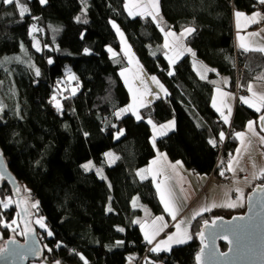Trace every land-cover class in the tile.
<instances>
[{"label": "trees", "instance_id": "trees-1", "mask_svg": "<svg viewBox=\"0 0 264 264\" xmlns=\"http://www.w3.org/2000/svg\"><path fill=\"white\" fill-rule=\"evenodd\" d=\"M21 3L29 8L24 17L16 5L0 0V148L8 169L20 183V197L23 199L27 190L37 196L36 211L48 227L37 229L42 242L51 248H45L41 259L49 251L53 260L64 264H197L201 242L196 233L201 232L205 220L209 223L217 218L213 214L199 218L193 224L190 242L161 255L150 252L140 226L133 223L142 214L141 209L132 207L133 199L139 196L154 214H164L165 210L155 184L141 181L137 171L157 156L151 141L153 123L172 120L175 130L158 140L160 151L202 175L224 171L225 165L217 159L226 139L219 141V132L226 133L228 128L212 106L215 79L229 76L233 89L239 76L245 89L248 80L258 74V53L236 48L234 13H253L259 0H160L159 11L167 29H195L187 42L198 59L215 70L208 79L196 73L192 56L170 65L162 50L164 26L150 15H129L126 0ZM78 16L88 23L78 22ZM113 21L128 35L142 66L160 78L169 92L143 107L140 120L131 113L119 118L115 115L131 99L121 77L128 60L121 52ZM34 23L44 33L43 42L53 44V50L40 56L31 47ZM110 47L118 52L117 57H111ZM19 53L25 55L26 62H6L7 55ZM34 62L39 65V76ZM68 68L80 82L74 91L64 80ZM262 114L264 111L257 114L238 104L235 133L245 129L251 119L259 126ZM118 130H123L119 139ZM229 136L224 151L233 155L238 139L234 133ZM211 138H216L217 146L208 143ZM109 151L120 156L115 164L107 161L105 153ZM88 161L102 166L107 179L93 170L86 171L82 165ZM5 192L11 204L4 208L0 203V225L4 218L11 221L17 214L21 217L15 190L4 180L0 197ZM245 211L246 207L221 216L230 219ZM6 237V241L10 239ZM121 240L124 243L117 245ZM220 246L228 248L223 242Z\"/></svg>", "mask_w": 264, "mask_h": 264}, {"label": "crops", "instance_id": "crops-1", "mask_svg": "<svg viewBox=\"0 0 264 264\" xmlns=\"http://www.w3.org/2000/svg\"><path fill=\"white\" fill-rule=\"evenodd\" d=\"M158 1L160 6V0ZM239 12L244 13V15L240 17H236L234 15V41L236 42V48L244 52V50L240 47L241 44H244L246 47L252 49L264 47V19L261 18L264 17V12L258 9L253 11L260 13V16L256 17V23L251 22L252 13H247L245 11ZM149 14L152 17L155 16L152 13H147L146 15ZM146 15L143 16L146 17ZM155 21L164 25L162 22H160L158 17H156ZM163 33H165V39L163 42L164 45L162 50L170 65L174 66L180 61V59L185 56H192L196 73L200 77L203 76V79H208L210 77V73L213 72V70L202 60L200 61L194 50L188 45L187 39L193 32L191 34L185 33V30L175 32L171 28L167 31L164 30ZM181 33L185 34L181 35ZM241 37L242 39H240ZM187 49H191L192 52L195 53V56L192 55V52H188ZM247 52L258 53V55H256V60L261 61V65L256 68L258 74L255 78L248 80L247 83H251L253 85V92H264V79H261V77L264 76V53H261L259 51ZM137 65L140 66V69L136 70L141 77L139 84L141 87L147 86L148 88L146 90H148L150 94L145 99L140 100L137 105L134 106V108H131L129 112L124 113L125 116L129 115V113H135V116H141V110L143 108L141 107V104L148 106L154 101L160 99V97L165 98L169 93L167 87L164 86V83H162V81H160L157 76L149 74L146 71L145 67L142 66V64ZM127 67L129 68V65H127ZM152 77H155L156 80L153 81ZM231 83L232 81L229 76L218 75V77L215 79L216 87L214 89V98L212 100V106H214L223 123V116H228L229 123H224L225 127L228 128L226 131V136L228 130L231 129L232 120H234L235 118L234 115L236 113L238 104H242L245 107L252 109L257 114L264 111V101H261L258 95H253V92L248 93L249 95L246 97L248 100L247 103H244L238 99L237 101V97L236 95H234V90L231 89ZM131 103L132 99L128 106ZM257 108H259L260 111H257ZM222 113L223 116L221 115ZM249 121L253 122L251 125L252 131H249ZM249 121L247 122L245 129L237 131L243 132L245 133V135L242 137L235 136V138L238 139L237 149H240V152L237 153L236 149L235 153L231 157L234 171H228L227 168H225L223 176L220 175L221 171L210 175H202L197 171L195 172L187 168L182 161L181 165H177L175 168H173L172 165H175L176 161H172L165 151L162 152L159 150L158 140L175 130V121L174 125L167 129H160L158 124L153 123L157 125V127L154 129L152 125L153 134L151 141L155 136V149L157 152V156L153 158L148 165L143 166L141 169H139L137 171V174L141 181L152 180V182L156 186V190L157 184H161L162 188L165 186V184L169 188H171L175 193L173 202L178 208H180V211L177 213V219L172 220L171 214L169 212H165L164 214H154L150 206H147L144 202L141 201V199V204L137 202V197L133 199L132 207L141 209L143 212L140 218H137V220L140 221V224L144 225V230L142 231L143 238L145 237V233L151 236L156 230L163 228V230L159 231V234L155 236L152 244H148L145 240V242L149 245V249L154 247L158 242L166 240L168 235L175 234V236L183 238L185 231H187L188 234L193 236V224L198 221L199 218L205 215L213 214L214 218H218L223 215L222 213H226L227 211L238 210L246 207L247 197L251 192V189L258 185L260 179L262 178L260 176L259 169L261 166H264V142L260 141V136H264V134L260 131L256 120L251 119ZM161 131L166 132V135L161 136L159 134ZM253 132L259 133V135H253ZM249 140L251 141V143H249ZM108 153H111L112 156L119 157L120 159V156L114 151H109ZM119 159H116L114 162H110V158L107 156V161L110 164H115ZM236 161H239V163H237ZM253 162H255L257 165L255 169H253L252 167ZM241 169L244 170L241 171ZM253 172L256 173V179H252ZM228 173H230L233 177L232 182L229 184L223 181V177ZM142 176L145 178L141 179ZM245 178H248L247 181ZM181 189H183V191H181ZM237 189H240V191H237ZM157 193L160 197V193L158 191ZM230 203H235L237 206L228 207L227 204ZM162 205L164 206L163 203ZM212 205L216 206L213 207ZM204 207L210 208V211H202ZM197 211H200L201 215L196 216L195 219H192ZM156 217H163V219L156 220ZM154 220L155 224H153ZM178 223H180L179 231L176 228V225ZM140 224L138 225L140 226ZM164 225L167 226L163 227ZM189 241H187V243ZM176 246L178 245L173 244L171 246V250ZM160 247L165 248L167 247V245L161 244ZM170 251L153 253L162 254Z\"/></svg>", "mask_w": 264, "mask_h": 264}, {"label": "water", "instance_id": "water-1", "mask_svg": "<svg viewBox=\"0 0 264 264\" xmlns=\"http://www.w3.org/2000/svg\"><path fill=\"white\" fill-rule=\"evenodd\" d=\"M35 45V47H34ZM32 49L37 55L45 52L42 38L34 36ZM39 49V50H37ZM264 116V114H262ZM259 126L264 133V122L259 119ZM0 176L8 181L13 190L19 212L20 220L24 222V239L10 238L3 247L6 252L0 253V264H31L38 261L44 255L46 245L38 229L28 222V199L20 197L19 181L8 169L6 159L0 148ZM27 202V204H26ZM215 224L209 222L203 226V237H200L201 248L197 253L201 257L197 264H264V183L251 189L247 197L246 211L233 217L220 216ZM250 225V230L239 231L237 226ZM228 246L222 249L220 243ZM251 249V251H249ZM226 253V256H222ZM196 255V257H197Z\"/></svg>", "mask_w": 264, "mask_h": 264}, {"label": "rangeland", "instance_id": "rangeland-1", "mask_svg": "<svg viewBox=\"0 0 264 264\" xmlns=\"http://www.w3.org/2000/svg\"><path fill=\"white\" fill-rule=\"evenodd\" d=\"M126 1L128 2L129 12H131L132 15H134L135 13L140 14V15H146L147 13H152L156 17L159 18L160 22H162L164 24L163 26H164V29H166V31L168 29H170V28L167 29L165 27L166 23L163 21V19L161 17V14H160V11H159V1L158 0H156V1H152V0H126ZM132 17H134V16H132ZM116 25L120 29L119 24L116 23ZM31 28H32V36H37V37L43 38V40H44V37H42L44 33L40 29L39 24L34 23ZM121 33H122V35H121ZM117 34L119 35L120 43L122 45L121 52L123 53V55L127 58L128 62H129V64H128L129 68L126 66L125 69H122L121 77L123 78L126 87L130 90V95H131V99H132V103L130 105L132 106V108H134V106L137 105V103L140 100L145 99L147 96H149L150 93H149L148 90H146L148 88L147 86H142L141 87L140 84H139V81H140L141 77H140V74L136 70L140 69V66H138L137 64H141L142 62H141V60L139 58V55L136 54L133 45H131V42H130V40L128 38V35L126 33H124L121 29H120L119 33L117 32ZM44 44H45V46H44L45 52L48 51V50L49 51L53 50L52 49V45H53L52 43H51L52 45L51 44H46L45 42H44ZM109 49L112 50V51H109L111 53V57H113V55L115 57H117L118 52L114 51L112 49V47H110ZM5 58L7 60L6 61L7 63L18 62V61L22 62V63L26 62L25 55H23L21 53H19L18 55H7V57H5ZM32 65H33L34 70H36L39 67V65L37 63H35V62ZM71 71H72V69L68 68L69 74L64 78V80L70 82L71 88L74 91V90L77 89V87L79 86L78 84L80 82L75 80L76 79L75 74L72 73ZM158 79L160 81H162L160 78H158ZM75 81L77 82L76 85H75ZM237 89H238V86H237V84H235V88H233L234 93H235L234 95H236ZM244 90L247 91V94L249 93L247 86H246V88ZM248 95H246V97ZM236 97H237V95H236ZM236 100H237V98H236ZM122 116H125V114L122 113L120 117H122ZM231 125L233 127V120H232V124ZM233 129H234V127H233ZM231 157H232V155H231ZM110 160H111V158H110ZM87 163H85V164H87ZM89 170H93L101 178L107 179V175H105V169L102 166H100V165L98 166L94 162H92V166L89 167ZM3 181H4L3 178H1V176H0V185H2ZM27 191L29 192V190H27ZM27 191H26V193L24 195V198H26V199H28L30 201L28 203V211H29V215H28V218H27L28 222L31 223V225L33 227H35L36 229L39 228L41 231L43 229H48L47 225L45 224L46 221H44V217L41 216L38 211H36L37 210L36 209L37 201L35 202L34 200H32L33 199L32 198L33 195L28 194ZM6 193L7 192H5V194H3L4 196L2 195L3 197H0V201H3V202H5V203H7L9 205V204H11V199H9V196H8L9 194H6ZM3 198H5V199H3ZM137 198H139V199H137ZM137 198H136V200H138L137 202H139V204H141L140 197L137 196ZM12 202H14V201L12 200ZM33 204H36V207H33L32 206ZM1 205H3V203H1ZM243 209L244 208H241V209H238V210H230V211H232V212H241V211H243ZM222 214L225 215L224 213H222ZM226 215H229V214H226ZM140 216H138V219L140 218ZM38 219L41 220V222L44 223L46 225V227L41 228L40 224L36 223V221ZM13 221H15V223H12ZM1 223L2 224L0 225V247L4 246V244L6 242V239H7V237H6L7 235L9 236V238H19V239L23 240V236H25V233H24V222H22V219L20 220L19 214H17L15 216V218L13 220H11V221H8V220H6V218H4V219L1 220ZM5 224H7L9 226L5 227ZM49 249H51V248L50 247L49 248L46 247V250H49ZM48 253H49V251L46 252V255L44 256L43 259H39L38 261L32 262L31 264H55V262L57 260H53V258ZM157 254L161 255V253H157ZM143 259H142V261H143ZM59 262H60V264H64L61 261H59ZM134 263L135 262H131L130 264H134ZM158 264H165V262H160Z\"/></svg>", "mask_w": 264, "mask_h": 264}, {"label": "snow or ice", "instance_id": "snow-or-ice-1", "mask_svg": "<svg viewBox=\"0 0 264 264\" xmlns=\"http://www.w3.org/2000/svg\"><path fill=\"white\" fill-rule=\"evenodd\" d=\"M2 2L4 4H7V5H16L17 8L19 9V15H20V17H24L29 12L28 7L25 4L21 3V0H2ZM39 2L41 4H44V3L47 2V0H39ZM84 3L86 4V0H84ZM259 3L261 5H264V0H259ZM124 6H125V8H127L128 7V4L125 3ZM129 15H132V13L129 12ZM234 15L236 17H240V16H243L244 13L239 12V11H236L234 13ZM258 16H260V13L259 12H253L252 13V17H251V22L252 23H256L257 22L256 21V17H258ZM261 18L264 19V17H261ZM152 19L155 20L156 17L153 16ZM76 20L78 22H83L85 24L88 23V21L86 19L81 20V17H79V16L76 17ZM112 26L114 28H116V30H117L118 33L120 32L119 27L116 25V23L114 21L112 22ZM194 31H195V29H193V28H187V29H185V33H188V34H191ZM185 33H181V35H184ZM169 34H171V33H169ZM121 35H122V33H121ZM240 39H242V37ZM34 47H35V45H34ZM240 47L244 51H259L261 53H264V47L252 49V48L246 47L244 44H241ZM37 50H39V49H37ZM84 51L87 53V52H89V49H85ZM109 51H112V50L109 49ZM187 51L188 52H192L191 49H187ZM192 55L195 56V53L192 52ZM49 63H52V61L49 60ZM35 74L37 76L40 75V71H39L38 68L36 69ZM168 74L171 76L173 73L172 72H169ZM201 78H204V77L202 76ZM261 79H264V76H262ZM152 80L155 81L156 78L155 77H152ZM247 88H248V91L249 92H253V85L251 83H249L247 85ZM253 95H258L259 98H260V100L261 101H264V92H253ZM53 100H55V96H53ZM240 100L242 102H244V103H247L248 102V100H247L246 97H240ZM144 106L145 105L141 104V107H144ZM57 107L59 109V104H57ZM131 108H132V106L129 105L126 108L120 109L119 111H117L115 113L116 117L119 118L122 113L129 112L131 110ZM256 110L257 111H260L259 108H257ZM218 111H219V109H218ZM229 111H230V109H229ZM133 114L135 115V113H133ZM221 115L223 116V113ZM136 119L137 120H140V119H142V117L139 116V115H136ZM223 120H224V123L225 124L229 123L228 116H223ZM260 120L262 122H264V116H261L260 117ZM148 123L149 124H152L153 122H152V120L149 119L148 120ZM252 123L253 122L249 121V131H252V128H251ZM173 125H174V121H169V122H167V124H161V125H159V128L160 129H167V128H170ZM156 127H157V125L153 124V128L155 129ZM122 134H123V130H118V132H117V138H119V136L122 135ZM159 134L161 136H163V135H166V132L161 131ZM85 135H87V133H85ZM244 135H245V133H243V132H236L235 133V136L236 137H242ZM253 135H259V133L253 132ZM225 137H226V133L224 131H220L219 132V141H221V142L224 141L225 140ZM260 141L261 142H264V136H260ZM208 143L210 145H212L213 147L217 146V140H216V138L209 139ZM249 143H251L250 140H249ZM152 144H153V147L155 148L156 147V137L155 136L152 139ZM239 152H240V149H237V153H239ZM161 155H164V154H161ZM105 156H108V157L111 158L110 162H114L116 159H119V157L112 156L111 153H105ZM236 162L239 163V161H236ZM181 163H182L181 161H176V164L175 165H172V167L175 168L177 165H181ZM90 166H92V161H89L87 164L82 165V167L86 171L89 170V167ZM252 167H253V169H255L257 167V165H256L255 162H253ZM227 170L228 171H234L231 161L228 164ZM243 170L244 169H241V171H243ZM259 172H260V176L262 178H264V166H261L260 167ZM220 175L223 176L224 175V171H221L220 172ZM144 178L145 177H143V176L141 177V179H144ZM256 178H257L256 173L253 172L252 179H256ZM245 179L247 181L248 178H245ZM157 191L160 193L161 202L164 204V210H165V212H169L171 214L172 220H176L177 219V213L180 211V208H178L176 206V204L173 202V198L175 196L174 191L171 188H169L166 184H165V186L163 188L161 187V184H157ZM181 191H183V189H181ZM237 191H240V189H237ZM0 203H3V207L4 208H8V206H9L7 203H5L3 201H0ZM32 206L33 207H36V204H33ZM212 206L215 207L216 205H212ZM227 206L228 207H235L237 205L235 203H230V204H227ZM109 211H111V208H109ZM202 211H204V212L210 211V208L204 207L202 209ZM200 215H201V212L200 211H197L195 213V215L192 217V219H195L196 216H200ZM162 219H163V217H156V220H162ZM215 222H216L215 220L212 221L213 224H215ZM12 223H15V221H13ZM36 223L40 224V227L41 228L46 227V225L44 223H42L41 220H39V219L36 221ZM133 223L140 224V221L137 220V221H134ZM153 224H155V220L153 221ZM204 225L205 226L208 225V221L207 220L204 221ZM8 226L9 225L5 224V227H8ZM166 226L167 225H164L163 227H166ZM140 227H141V230L143 231L144 230V225L143 224H140ZM250 227H251L250 225L237 226V230H239V231H248V230H250ZM176 228L179 231V229H180V223H178L176 225ZM162 230H163V228H160V229L156 230L151 236H149L147 233H145L144 239L147 241L148 244H152L153 243V240L155 239V236L158 235L159 234V231H162ZM117 231L123 232L124 229L123 228H118ZM48 235L51 236V235H53V233L51 231H48ZM196 235L197 236H200V237H203L204 233L201 231V232L196 233ZM191 239H193V236L190 235V234H188L187 231H185L183 238L177 237V236H175V234L168 235L166 240H162V241L158 242L154 247L150 248L149 251L150 252L170 251L171 250V246L173 244L174 245H183V244L187 243V241H189ZM123 243H124V241H122V240L121 241H116V244L117 245H122ZM161 244H165V245H167V247L161 248L160 247ZM57 246L59 247L60 245H57ZM6 251H7V249L0 248V253H4ZM49 251H51V249H49ZM249 251H251V249H249ZM221 255L222 256H226L227 254L226 253H222ZM81 259L82 260L84 259L83 256H81ZM196 259H197V261H200L201 260V257L199 255H197ZM55 264H60V262L59 261H56ZM85 264H87V261H85ZM151 264H154V262H151Z\"/></svg>", "mask_w": 264, "mask_h": 264}, {"label": "built area", "instance_id": "built-area-1", "mask_svg": "<svg viewBox=\"0 0 264 264\" xmlns=\"http://www.w3.org/2000/svg\"><path fill=\"white\" fill-rule=\"evenodd\" d=\"M258 10L260 11H263L264 12V5H261L260 3H258V5L256 6ZM242 78L241 77H237L236 78V82L235 84H237L238 86V89H237V92H236V95H237V99L240 100V97H246L247 94V91L244 90V88H242ZM80 84V83H79ZM78 84V85H79ZM231 133H234V129L231 125V129L228 130L227 132V136L225 137L226 140L221 144V146L219 147L220 149V155L218 157V163L219 164H224L225 165V168H227L229 162L232 160L231 159V155L228 153V154H225V149H224V145L227 143L228 140H230V134ZM233 180L232 176L230 173H228L224 178H223V181H225L226 183H231ZM32 200H34L35 202L38 201L37 200V196L36 194L32 196Z\"/></svg>", "mask_w": 264, "mask_h": 264}, {"label": "bare ground", "instance_id": "bare-ground-1", "mask_svg": "<svg viewBox=\"0 0 264 264\" xmlns=\"http://www.w3.org/2000/svg\"><path fill=\"white\" fill-rule=\"evenodd\" d=\"M33 37H34V36H31L32 42H33ZM31 47H32V46H31ZM44 49H45V48H44ZM32 50H34V49H32ZM34 52H35V51H34ZM35 53H36V52H35ZM44 53H45V52H44ZM246 205H247V204H246Z\"/></svg>", "mask_w": 264, "mask_h": 264}, {"label": "flooded vegetation", "instance_id": "flooded-vegetation-1", "mask_svg": "<svg viewBox=\"0 0 264 264\" xmlns=\"http://www.w3.org/2000/svg\"><path fill=\"white\" fill-rule=\"evenodd\" d=\"M17 202V201H16ZM26 204H27V202H26ZM24 238V237H23Z\"/></svg>", "mask_w": 264, "mask_h": 264}]
</instances>
